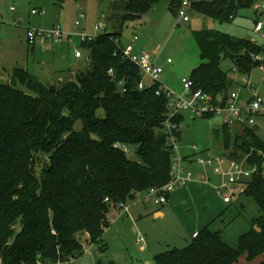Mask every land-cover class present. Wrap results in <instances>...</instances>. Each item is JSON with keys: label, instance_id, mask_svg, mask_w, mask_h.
Returning <instances> with one entry per match:
<instances>
[{"label": "trees", "instance_id": "obj_1", "mask_svg": "<svg viewBox=\"0 0 264 264\" xmlns=\"http://www.w3.org/2000/svg\"><path fill=\"white\" fill-rule=\"evenodd\" d=\"M66 1L58 0L61 5ZM163 1L177 14L185 0L112 2L107 17L111 29L80 44L89 54V69L79 70L73 80L60 86L43 83L17 67L9 82H0V264L82 259L84 235L88 246L104 253L109 248L102 237L111 210L169 183L167 97L157 95L159 84L140 90L139 69L121 51L126 24ZM259 1L191 0L197 13L223 23ZM193 36L201 59L190 75L194 91L225 93L234 83V70L248 76L264 65L255 59L264 57V44L216 30ZM224 62L231 63L232 72L223 69ZM255 128H242L233 147L231 130L223 126L216 132L223 155L238 162L247 156L246 163L258 168L243 194L260 213L250 230L234 248L207 226L185 248L156 255L154 264L253 263L264 255V140Z\"/></svg>", "mask_w": 264, "mask_h": 264}, {"label": "rangeland", "instance_id": "obj_2", "mask_svg": "<svg viewBox=\"0 0 264 264\" xmlns=\"http://www.w3.org/2000/svg\"><path fill=\"white\" fill-rule=\"evenodd\" d=\"M114 1L67 0L61 5L58 0H0L2 65L5 68L15 67L17 61H22L24 68L43 83L57 85L70 70L77 68L88 70L89 54L77 45V41L72 44L61 42L56 45L47 41L45 44L37 45L34 53L25 40L27 29L49 31L60 26L63 31L72 33L75 32V23L80 13L85 12L86 18L82 20L80 30L88 34H102L111 29L107 17ZM188 1L192 9H182L188 11L189 21H184L179 11L177 14L171 13L169 2L163 1L141 19L128 22L121 37V43L123 41L124 45H129L137 36L135 51L152 55L155 63L164 70L161 82L177 93L183 92L182 79H189L191 72L201 64L200 50L193 36L195 31L216 30L264 44V39L254 32L256 20L264 22V7L258 11L254 6L242 8L232 22L223 23L197 13L191 0ZM257 5H264V0H260ZM12 7H15V12H12ZM33 10H43L45 16L34 15ZM97 25L101 27L98 32L95 31ZM77 51L82 54L81 59L75 57ZM169 59L172 63H168ZM222 67L226 71H231L232 65L224 62ZM249 78L258 93L264 97V73L257 68L252 71ZM0 82H9L8 76L3 75ZM236 88L238 83H233L230 89ZM259 120L256 132L264 140V118ZM222 127V119L218 116L196 120L186 117L180 124L182 153L187 154L193 151V147H197L199 151L223 154L221 136L218 138L216 135ZM241 131L242 128L231 130L232 147L235 136L241 134ZM130 157L135 158L132 152ZM246 161L247 156L241 160L245 163ZM191 169L195 171V179L203 172L198 167ZM213 178L212 183L218 187L221 179L215 174ZM186 185L179 186L171 192L168 204L163 206L156 204L146 192L139 194L125 207L117 208L116 211L111 210L110 224L102 237V244L109 248L106 252L99 254L98 246H88L86 240L89 236H83L84 247H89L92 251L89 264H117L119 260H124L123 264H154L156 255L171 249L185 248L191 242L189 239L192 237V231L203 230L207 225L211 231L221 232L223 241L235 248L239 237L250 230V222L260 215L256 202L246 195L237 196L229 206L223 202V196L216 193L217 188L213 192L206 185L188 183ZM205 189H208L206 195ZM174 196H177L175 204L172 203ZM126 207L128 211H125ZM158 210L164 215L156 216L155 212ZM140 238L145 240V250L138 244ZM69 262L70 260L64 263L81 264L80 261ZM239 264L251 263L243 259Z\"/></svg>", "mask_w": 264, "mask_h": 264}, {"label": "built area", "instance_id": "obj_3", "mask_svg": "<svg viewBox=\"0 0 264 264\" xmlns=\"http://www.w3.org/2000/svg\"><path fill=\"white\" fill-rule=\"evenodd\" d=\"M264 5H256L255 9L260 10ZM182 8L191 9V5L187 0L183 2L179 10V14L184 21H189L188 11ZM15 11V8H11ZM34 15L40 14L45 16V11L33 10ZM86 13L82 12L79 19L75 23V32L67 33L63 31L60 26H57L49 31H37L27 29L26 37L30 44H45L49 41L52 44L61 42H73L74 38H78L80 42L94 41L99 33L88 34L80 30L82 20H85ZM14 25L17 24L14 22ZM2 21L0 19V28ZM101 29L99 25L95 27L98 32ZM254 32L264 39V22L258 21L255 25ZM138 37L135 36L132 43L126 46L122 45L121 51L123 56L131 61L140 72L141 82L139 84L140 90L145 89L151 83L159 84L160 88L157 95L161 93L166 95L168 101L169 113L166 120L164 133L168 137L169 145L172 150V165L170 170V181L163 188H153L147 193L149 197L154 199L156 204L162 205L168 202L167 195H170L177 187L183 186L195 179V171L192 167H198L203 170L205 174H215L221 179V183L217 187V192L223 196V202L226 205L232 204L233 200L240 195H243L247 189L248 181L258 173L257 166H249L245 162H238L232 160L223 154H216L211 151H199L197 147H193L191 155H184L181 151L180 141L181 133L180 122L172 121L173 117L182 116L191 120L204 119L206 117H220L223 126L232 130L234 128H252L259 124V119L264 118V97L257 91L255 85L251 83L248 76H240L237 70H234L231 75V81L238 83V88L227 92L218 94H209L201 90L194 91L193 81L191 79H182L183 92L177 93L161 82L164 70L158 66L153 56L148 53H137L135 51ZM258 43V42H257ZM76 57L81 58L82 54L77 51ZM257 61H263L264 57H255ZM168 63H172L169 59ZM260 71L264 73V65L259 67ZM242 77V78H241ZM241 78V82L239 81ZM128 152V149L124 147ZM262 153H259L261 155ZM125 205H120V208ZM128 211V207L125 208ZM198 233L193 235L197 237ZM144 239H139L138 244L143 250L146 249ZM91 248L84 247V256L91 255ZM81 258H71L70 262L75 263ZM69 262V263H70ZM37 264H63L52 262H41ZM65 264V263H64Z\"/></svg>", "mask_w": 264, "mask_h": 264}, {"label": "crops", "instance_id": "obj_4", "mask_svg": "<svg viewBox=\"0 0 264 264\" xmlns=\"http://www.w3.org/2000/svg\"><path fill=\"white\" fill-rule=\"evenodd\" d=\"M13 8V7H12ZM15 8V7H14ZM16 11V10H15ZM14 11V12H15ZM13 12V11H12ZM0 19H1V17H0ZM83 30H85V28L83 29ZM25 40H26V42H27V44H28V46L29 47H32V52H34V53H36V48H37V45H32V44H30L28 41H27V37H25ZM75 41H77V45H80L81 44V42H80V40L78 39V38H75V40H73V42H64V44H72V43H75ZM255 42V41H254ZM56 45V44H55ZM122 45L123 46H126V45H124L123 44V41H122ZM135 50L137 51V48L135 47ZM157 53V52H156ZM75 57H76V55H75ZM77 58V57H76ZM82 58V57H81ZM81 58H77V59H81ZM17 67H21V68H24V64L22 63V61H17V63H16V65H15V67H9V68H5L3 65H2V62L0 61V78H2L3 77V75H6V76H8V79H9V81H10V78H11V74H12V71L15 69V68H17ZM25 69V68H24ZM80 69H74V70H70L69 71V73H68V75L66 76V77H64V79L63 78H61L62 80L61 81H59L60 83H63V82H65V81H69V80H73V78H74V75L79 71ZM256 127H258L259 128V125H257ZM192 154V152H189V153H187V154H185L184 153V155H191ZM197 179V180H196ZM196 179H194V180H192V181H190V182H188V185H206V186H208L213 192H215L216 191V185L215 184H213L212 183V181H213V174L212 173H210V174H205L204 172H202L201 173V175H199V176H197V178ZM186 185V184H185ZM187 186V185H186ZM206 190V192L204 193V195H206L207 193H208V189H205ZM216 193H217V191H216ZM215 194V193H214ZM216 195V194H215ZM169 201V200H168ZM174 202V204L177 202V196H174V198H173V201H172V203ZM170 203V202H169ZM233 203V202H232ZM166 204H168V202L166 203ZM159 205V204H158ZM163 205H165V204H162V205H160V206H163ZM226 205V204H225ZM172 206H174V205H172ZM221 206V205H220ZM229 206H231V205H229ZM226 208H228V207H226ZM114 211H116V210H114ZM111 214V213H110ZM110 214H109V219H110ZM155 214H156V216H163L164 215V213L161 211V210H158L157 212H155ZM208 226V225H207ZM206 226V227H207ZM202 230V229H201ZM201 230H198V229H196L194 232L192 231V237H190L191 239H189V240H192L193 239V235L195 234V233H200V231ZM93 250V249H92ZM143 250V249H142ZM98 253L99 254H101L100 253V251L98 250ZM85 257V256H84ZM84 257L80 260V262H82V260L84 259ZM262 261H264V255L263 256H261L257 261H255V262H253V263H251V264H258V263H260V262H262ZM240 263V262H239ZM238 263V264H239ZM89 264V263H88ZM123 264V263H122Z\"/></svg>", "mask_w": 264, "mask_h": 264}, {"label": "water", "instance_id": "obj_5", "mask_svg": "<svg viewBox=\"0 0 264 264\" xmlns=\"http://www.w3.org/2000/svg\"><path fill=\"white\" fill-rule=\"evenodd\" d=\"M257 43V42H256ZM256 130L258 129V127L255 128ZM90 261V255H86L84 257V259L82 260L81 264H88ZM124 262V260H119L117 261V264H122Z\"/></svg>", "mask_w": 264, "mask_h": 264}]
</instances>
